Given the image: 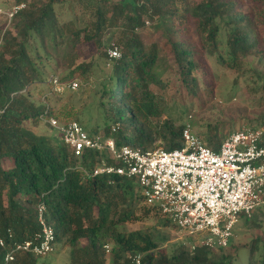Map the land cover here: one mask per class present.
Listing matches in <instances>:
<instances>
[{
  "label": "trees",
  "instance_id": "trees-1",
  "mask_svg": "<svg viewBox=\"0 0 264 264\" xmlns=\"http://www.w3.org/2000/svg\"><path fill=\"white\" fill-rule=\"evenodd\" d=\"M16 2H26L27 8L15 14L0 36V239H5L6 247L40 230L38 207L43 204L55 229L56 245L70 248V264H133L132 257L137 254L142 255L143 264H233L225 248L191 250L189 245H179L168 253L162 245L169 237L161 229L125 230L127 222L139 219L136 202H144L140 186L133 191L135 179L87 177L80 167L91 170L102 159L98 152L87 151L77 157L57 134L37 133L26 123L40 122L42 116L67 122L47 101L36 103L32 87L45 82L51 66L67 70L63 80L88 78L94 67L92 48L103 45L108 31L120 30L116 44L122 57L115 61L103 89L108 103H101L107 107L108 118L120 128L113 132L107 125L106 136L113 137L118 147L148 150L162 145L169 151L183 147L182 132L187 123L176 126L150 88L152 83L161 82L155 73L160 44L171 55L180 87L194 98L199 89V62L186 38L190 18L195 19L199 47L240 72L251 56L264 66V0ZM58 6L67 9L70 19H61ZM147 27L156 36L149 49L140 35ZM84 57L91 60L77 64ZM255 74L264 89V71L255 69ZM219 125V120L207 122L197 135L216 151L222 143L218 140ZM6 161L11 166L6 168ZM143 210L161 215L157 207L144 206ZM6 251L0 245V264ZM39 258L19 254L12 264H38ZM248 264H264V244L251 246Z\"/></svg>",
  "mask_w": 264,
  "mask_h": 264
},
{
  "label": "built area",
  "instance_id": "built-area-1",
  "mask_svg": "<svg viewBox=\"0 0 264 264\" xmlns=\"http://www.w3.org/2000/svg\"><path fill=\"white\" fill-rule=\"evenodd\" d=\"M25 8L26 2H14L10 7L0 5L4 29ZM105 51L112 62L122 57L115 42ZM47 82L57 95L77 91L82 85L77 78L63 80L55 74ZM41 119L58 132L75 156L82 157L87 151L102 156L91 170L80 167L87 177L119 175L135 179L144 203L157 207L180 232L194 238L189 245L191 250L227 248L240 216L251 217L264 206V126H243L228 135L216 151L187 123L182 132L183 147L169 151L162 147H118L113 137L100 131L89 133L77 120L60 122L55 117L43 116ZM119 128V123L111 126L113 132ZM45 213L41 204L40 230L31 238L13 241L8 247L5 239H0V245L7 248L2 264H12L19 254L45 257L55 251V229ZM9 236L12 238L11 232ZM142 260L139 254L132 257L133 264H143Z\"/></svg>",
  "mask_w": 264,
  "mask_h": 264
},
{
  "label": "rangeland",
  "instance_id": "rangeland-1",
  "mask_svg": "<svg viewBox=\"0 0 264 264\" xmlns=\"http://www.w3.org/2000/svg\"><path fill=\"white\" fill-rule=\"evenodd\" d=\"M14 2L16 0H0V5L10 7ZM57 9L62 12L61 19L63 21L70 19L67 9L60 6ZM245 10L248 8L246 7ZM194 23L195 19L191 17L188 22L189 36L186 38L189 44L195 48L199 62L196 71L199 89L196 97L192 98L180 87V82L171 66V55L166 49H163L161 44L159 46L160 60L155 73L161 82L152 83L150 88L163 102L165 115L172 118L176 126L190 123L196 135L205 130L207 122L219 120L218 140L220 141L243 126H264V89L259 87L260 82L255 74V69L264 71V66L256 57L251 56L240 72L226 67L213 55L199 47L197 35L194 32ZM4 27V17L0 16V36ZM150 28H144L140 32L148 49L156 39V36L153 37L150 34ZM120 34V30H110L105 34L103 45L100 48H92L94 67L88 78L76 77L82 82L77 91H68L61 95L54 94L51 85L47 82L48 77L55 74L64 78L67 70L64 67L54 70V66H51L45 75L47 77L45 82L36 83L32 87V99L36 103H42V101L50 103L57 112H61L62 121L77 120L89 133H94L95 129L105 132L106 126H112L114 122L108 118L106 105L109 98L108 95H103V89L106 87L108 78L113 74L115 63L109 60L105 48L112 42L119 44ZM221 39L225 45L226 30L223 24ZM83 60L90 61L91 57L80 58L77 64ZM210 90L212 93L209 94ZM103 102L106 105H102ZM68 114L70 115L68 116ZM26 126L37 133H55L61 138L58 132L50 127L45 120L37 123L27 122ZM160 147L163 148L162 145ZM4 166L7 168L11 166V163L6 161ZM138 190L139 184L135 180L133 191ZM136 206L135 214L139 219L127 222L123 227L125 230H147L153 227L161 229L169 237V240L162 245V248L166 249L168 253H171L179 245L187 246L193 242V237L180 232L171 222H166V218L156 214L155 210L148 214L144 213V206L149 207L144 202H136ZM253 215V218L246 215L240 216L233 229L234 235L230 245L224 250V253L233 257V264H248L251 246L264 244V206L257 208ZM109 254L107 253L108 259ZM38 264H70V248L58 244L53 253L39 258Z\"/></svg>",
  "mask_w": 264,
  "mask_h": 264
}]
</instances>
